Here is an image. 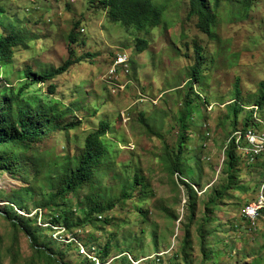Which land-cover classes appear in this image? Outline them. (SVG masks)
<instances>
[{"label":"rangeland","instance_id":"rangeland-1","mask_svg":"<svg viewBox=\"0 0 264 264\" xmlns=\"http://www.w3.org/2000/svg\"><path fill=\"white\" fill-rule=\"evenodd\" d=\"M155 3L162 22L139 31L110 20L97 0H0V38L17 32L26 40L0 61V89L16 98L13 107L57 106L62 123L76 122L34 141L15 174L0 169V264H45L38 247L69 264H264V213L255 224L243 215L260 171L241 163L234 181L242 187L216 200L230 180L228 139L249 112L264 132V106L254 107L264 82V0L248 14L224 0L213 34L199 27L190 0ZM138 38L148 39L145 51ZM197 42L206 57L201 81L192 76ZM70 48L81 60L66 73L29 77L62 64ZM118 54L128 56V71L110 74ZM187 96L190 139L173 172ZM101 120L110 123L111 166L95 185L58 193V175ZM109 202L116 205L92 212Z\"/></svg>","mask_w":264,"mask_h":264},{"label":"trees","instance_id":"trees-1","mask_svg":"<svg viewBox=\"0 0 264 264\" xmlns=\"http://www.w3.org/2000/svg\"><path fill=\"white\" fill-rule=\"evenodd\" d=\"M94 1V0H93ZM102 7L108 11L109 19L112 21H120L125 25L132 26L133 29L139 31H150L152 28L160 25L162 22L163 10L155 3V0H97ZM224 0H190L192 5V14L198 15L200 18L199 27L206 33H214L219 20V10L223 8ZM255 0H237V4L241 5L248 14L254 5ZM234 17H238L235 15ZM70 42L76 41L74 33H70ZM25 37L17 32H12L8 36L0 38V61H8L13 58L15 47L20 44H25ZM149 46V41L146 38H138L136 49L138 52L145 51ZM70 54L65 61L59 66H54L51 69L41 71L40 73L29 72V77L34 81L46 82L54 79L56 76L66 73L72 65L81 60V57H73L72 48L69 49ZM197 62L192 67V76L194 79L201 81L203 77V67L206 63L204 47L200 43H196ZM193 85V83H192ZM192 87V86H191ZM57 84L51 83L49 91L56 92ZM239 93V91H237ZM18 97V96H16ZM16 98L7 96L5 89H0V169L7 171L10 174H15L19 171L21 161H28V153L33 148V142L42 139L45 135L58 128H72L76 122L67 121L62 123L63 115L58 112L57 106H14ZM183 111L180 116V133L178 138V154L175 162L172 164V171L178 172L179 157L183 155L184 145L190 139L187 134V121L190 119L192 110L190 108V99L187 96L183 101ZM255 103L258 107L264 106V82L261 83L260 92ZM242 109V105L236 103L233 107L235 123H238V116ZM254 112H249L243 122L242 128L247 130L254 126L252 117ZM109 122L101 120L99 126L85 136L80 154L76 159L69 162L64 170L58 175L57 192L65 194L68 192H76L81 186L90 183L95 185L99 177L103 174V169L110 167L112 163L110 148L105 140V134L109 132ZM237 128V127H236ZM227 170L230 171V180L224 188L217 192L216 200L222 199L229 190L239 189L242 186L235 180L237 176L234 170L241 168V163L245 167L258 169L263 173L264 161L262 157L248 163L246 157L239 152L235 141L232 140L227 144L225 149ZM36 160H33L35 163ZM28 170L21 168L20 174L26 175ZM259 184L255 187L257 191ZM246 188V187H245ZM123 198L131 197V194L123 193ZM216 200L212 201V204ZM246 202L244 206L247 204ZM115 202H109L106 206L99 205V209L92 208V212H104L112 209ZM209 208V206H208ZM264 213V210L262 211ZM261 217V216H259ZM247 221H251L245 217ZM11 224L19 227V223L11 219ZM89 220V219H87ZM258 220V219H257ZM256 220V221H257ZM252 224V223H251ZM24 231L33 238L34 232L29 231L26 226ZM38 251L40 262L45 264H69L67 262L57 261L55 255L49 253L46 247L35 248Z\"/></svg>","mask_w":264,"mask_h":264},{"label":"built area","instance_id":"built-area-1","mask_svg":"<svg viewBox=\"0 0 264 264\" xmlns=\"http://www.w3.org/2000/svg\"><path fill=\"white\" fill-rule=\"evenodd\" d=\"M82 31H85L82 29ZM128 56L126 54H118L114 59L110 74L116 73L118 70L128 71ZM255 108L258 106H254ZM255 115V112L254 114ZM234 140L240 153H242L248 163L253 162L256 157H262L264 161V132L254 125L247 130L237 129L228 139L227 144ZM259 187L256 191V197L248 202L243 208V215L247 217L252 224L256 223L259 216L264 210V168L262 177L259 182Z\"/></svg>","mask_w":264,"mask_h":264}]
</instances>
